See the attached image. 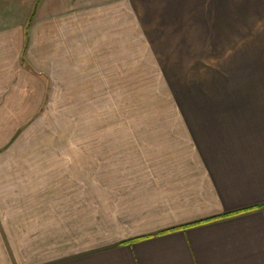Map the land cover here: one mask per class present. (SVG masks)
<instances>
[{
    "label": "crops",
    "instance_id": "1",
    "mask_svg": "<svg viewBox=\"0 0 264 264\" xmlns=\"http://www.w3.org/2000/svg\"><path fill=\"white\" fill-rule=\"evenodd\" d=\"M237 21L262 38L264 0H0V132L46 100L96 117L82 156H0L6 264H264V91L182 99L173 56Z\"/></svg>",
    "mask_w": 264,
    "mask_h": 264
},
{
    "label": "rangeland",
    "instance_id": "2",
    "mask_svg": "<svg viewBox=\"0 0 264 264\" xmlns=\"http://www.w3.org/2000/svg\"><path fill=\"white\" fill-rule=\"evenodd\" d=\"M243 25L244 22L237 21L235 44L229 43L221 45L222 47H184L182 55L179 51H173V56H177L176 61L179 56L186 61V65L183 64L187 66L184 71L188 69L185 76H188L189 81L183 84L182 99H186L187 93L190 98L196 97L203 86L208 92L264 91V36H251L248 32L245 39L246 29ZM256 30L264 32L263 27ZM145 101L147 100L137 102L140 109L147 107ZM57 103L59 105L54 106L52 100H46L44 115H39L27 126L23 125L19 131L0 132V145L7 142L0 147V156H48L56 159L58 156L84 155L79 147L80 142L85 139L86 132L83 128L86 123H96V117L85 114L84 101L62 99ZM159 104L158 100H151L149 106L159 107ZM18 158L15 161H22ZM27 166L23 163L3 165L6 172L23 171ZM39 166L42 168L44 165ZM32 167L39 170L36 169L38 164ZM0 264H6L1 245Z\"/></svg>",
    "mask_w": 264,
    "mask_h": 264
},
{
    "label": "trees",
    "instance_id": "3",
    "mask_svg": "<svg viewBox=\"0 0 264 264\" xmlns=\"http://www.w3.org/2000/svg\"><path fill=\"white\" fill-rule=\"evenodd\" d=\"M211 220V219H210ZM213 220V219H212ZM206 221H209V220H206ZM206 221H204V222H206Z\"/></svg>",
    "mask_w": 264,
    "mask_h": 264
}]
</instances>
